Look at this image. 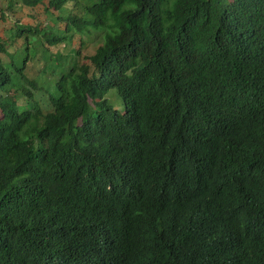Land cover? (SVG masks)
Returning <instances> with one entry per match:
<instances>
[{"label":"trees","instance_id":"trees-1","mask_svg":"<svg viewBox=\"0 0 264 264\" xmlns=\"http://www.w3.org/2000/svg\"><path fill=\"white\" fill-rule=\"evenodd\" d=\"M5 1L0 264H134L112 233L144 169L264 264V0Z\"/></svg>","mask_w":264,"mask_h":264},{"label":"clouds","instance_id":"clouds-1","mask_svg":"<svg viewBox=\"0 0 264 264\" xmlns=\"http://www.w3.org/2000/svg\"><path fill=\"white\" fill-rule=\"evenodd\" d=\"M144 173L160 188L128 194L127 199L134 201L127 210L117 212L118 227L112 234H121L118 247L124 249L123 258L134 264H230L235 254H252L250 242L240 240L237 252L236 242L217 241L218 215L203 229L199 219L202 195L197 186L169 185L155 172L144 169ZM177 192L183 195L178 201L173 199ZM252 204L254 209L261 206L256 200ZM168 231L169 236H164ZM100 248L115 249L101 242ZM256 263L255 249L249 264Z\"/></svg>","mask_w":264,"mask_h":264},{"label":"rangeland","instance_id":"rangeland-1","mask_svg":"<svg viewBox=\"0 0 264 264\" xmlns=\"http://www.w3.org/2000/svg\"><path fill=\"white\" fill-rule=\"evenodd\" d=\"M0 6H5L6 7V1L5 0H0ZM9 12V14H10V17L11 18H13V19H15V18H23V17H25V13L23 12V11H19V12H16L15 14H13L12 12H10V11H8ZM2 26V23L0 22V27ZM86 38H95V40H96V36L95 35H92V36H89V37H87L86 36ZM74 43H73V46H75V47H77L78 46V44H79V42H80V40H79V36L78 35H76L75 36V38H74ZM61 46H63V44H61ZM61 46H60V50H62V48H61ZM94 47L93 46H90L89 47V50H92ZM57 50V48L56 47H53V51H56ZM115 104H113L116 108H119V109H123V107H124V103H123V99H122V97L120 96V95H118V97H117V99L115 100V102H114Z\"/></svg>","mask_w":264,"mask_h":264}]
</instances>
